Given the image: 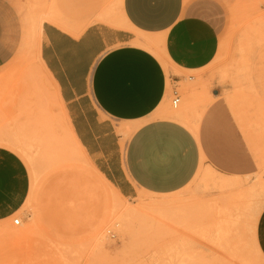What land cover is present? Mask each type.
I'll return each mask as SVG.
<instances>
[{"label":"rangeland","instance_id":"obj_1","mask_svg":"<svg viewBox=\"0 0 264 264\" xmlns=\"http://www.w3.org/2000/svg\"><path fill=\"white\" fill-rule=\"evenodd\" d=\"M206 1L196 8L216 29V53L205 67L182 75L183 81L168 79L155 112L171 118L166 114L177 111L196 124L191 132L200 148L198 169L177 191L160 195L129 187V196L114 197L131 207L170 200L161 209L181 214L152 228L135 224L122 241L111 215L100 220V202L84 199V180L93 173L81 156L59 161L31 145L26 153L37 191L30 192V207L0 221V264H264V120L257 116L264 107V0ZM38 2L0 0V146L26 165L24 144L11 139L26 124L18 81L27 67L43 87L52 130L64 148L70 146L53 87L37 67ZM247 85L251 90H240ZM48 172L53 179L46 184ZM63 172L64 184L52 188ZM46 205L58 215L48 216ZM16 229L23 233L13 235Z\"/></svg>","mask_w":264,"mask_h":264},{"label":"crops","instance_id":"obj_2","mask_svg":"<svg viewBox=\"0 0 264 264\" xmlns=\"http://www.w3.org/2000/svg\"><path fill=\"white\" fill-rule=\"evenodd\" d=\"M54 1L56 13L38 28L39 57L90 163L122 196L129 187L154 194L183 187L199 166L198 141L182 123L155 112L168 79L183 81L216 53V29L197 9L207 1ZM133 32L157 39L168 68L154 52L128 43ZM121 128L130 131L127 138ZM5 151L21 167L20 180L12 181L26 184L25 161Z\"/></svg>","mask_w":264,"mask_h":264},{"label":"bare ground","instance_id":"obj_3","mask_svg":"<svg viewBox=\"0 0 264 264\" xmlns=\"http://www.w3.org/2000/svg\"><path fill=\"white\" fill-rule=\"evenodd\" d=\"M38 3L41 5L43 13L42 15L38 13L37 18H35V21L33 23L37 31L42 17L48 15L54 16V14L56 13V4L54 0H39ZM138 34L141 36L131 39L128 43L143 46L146 49L154 52L160 57L164 67L168 68L167 63L158 52L157 39H152L150 36L145 34ZM36 62L39 71L42 72V75L45 76V78L53 87L56 99L59 103L60 113L64 120L65 130L68 135L70 146L64 148L60 138L52 130L51 117L46 106L43 87L42 85H40V82L35 79V72L33 73V70L27 67L26 69H24V79H22V81H18V84H20L18 85L20 89L18 93V99L23 107L21 114L25 118L26 124L24 130L15 129V132H13L14 137H12L11 142L14 145L24 144L25 147L22 148L24 150L23 157L27 161V165L29 163L32 168L28 172L26 184L23 185L16 181L14 183L11 177H14L17 181H19V174L16 175L15 172L16 169H21V167L16 163L14 166L12 165L10 158L11 154L5 151V149H7L6 146L0 148L2 150L0 151V156H2V160L0 161V213L5 211L3 217L0 218V221L6 222L10 214L16 212L19 208L30 207V192L37 191V187L35 185V170L33 166L34 163L31 162V157H29L26 153V149L29 147L31 148V145L34 146V151L39 152L45 149L49 154V158L51 157L59 161L70 160L76 154H79L81 156V160L83 161V163H85L93 173V176L91 178L88 177L84 180V199L87 202L92 199L100 202V205L102 207L100 220H103L105 217L111 215L113 218L112 225L114 226V229L116 230L122 241L123 238L128 234L129 230L133 228L135 224H139L144 227L146 226L147 228H152L154 224H161L163 222V219L177 217L178 215H180V211H172L170 213L161 209L164 206L168 205L170 200H150L148 202L140 203L137 207L126 206L120 201H114V197L121 198L122 195L112 183H110L96 168L93 167V165L88 160L85 152L83 151L81 145L73 135L65 111L56 94L53 82L42 66L39 57L38 44L36 46ZM246 88L247 89L242 88L240 90H251V85H247ZM257 113V116L261 120L260 122H262L264 120V107L261 106ZM166 115L167 117L179 119L178 121L188 129L190 128V131H193V133L196 132V124L190 118L188 119L187 116L173 110ZM135 125L136 124H134V126ZM119 131L123 133L126 132L122 128L119 129ZM127 134L129 135L130 131H127L124 135ZM20 135L22 136L20 137ZM12 166L14 167V169L12 168ZM41 170L44 171L45 166H41ZM81 174H83V171ZM49 177L50 179H53L52 175L48 172L46 175V180ZM64 179L65 172L60 174V176L53 181L52 188H60L64 184ZM46 184H49L48 180L46 181ZM48 189L49 185H46V190ZM51 208L52 207H47L46 205L48 216H57L59 212L56 213L54 210H49ZM31 209L30 225L34 224L35 217L34 210L33 208ZM15 219L18 223V219ZM13 221L14 218L12 220V223L17 224ZM20 230L21 229L14 230L12 232L13 235L18 236L22 234L23 231ZM41 230L45 231L44 228H41Z\"/></svg>","mask_w":264,"mask_h":264},{"label":"built area","instance_id":"obj_4","mask_svg":"<svg viewBox=\"0 0 264 264\" xmlns=\"http://www.w3.org/2000/svg\"><path fill=\"white\" fill-rule=\"evenodd\" d=\"M177 101H178V94L175 93V94H174V98L171 100L172 105H175ZM13 222H14V223H17V220L14 219Z\"/></svg>","mask_w":264,"mask_h":264}]
</instances>
